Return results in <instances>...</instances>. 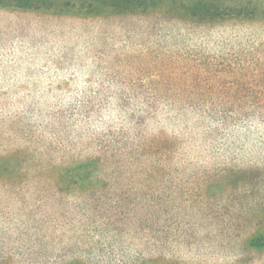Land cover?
I'll list each match as a JSON object with an SVG mask.
<instances>
[{"label": "rangeland", "instance_id": "374dc122", "mask_svg": "<svg viewBox=\"0 0 264 264\" xmlns=\"http://www.w3.org/2000/svg\"><path fill=\"white\" fill-rule=\"evenodd\" d=\"M209 2L230 9L211 22L0 9V155L88 157L126 119L146 139L94 199L45 185L54 197L36 203L33 187H0L5 264H264V0ZM152 198L149 224L107 232L104 202Z\"/></svg>", "mask_w": 264, "mask_h": 264}, {"label": "trees", "instance_id": "16d2710c", "mask_svg": "<svg viewBox=\"0 0 264 264\" xmlns=\"http://www.w3.org/2000/svg\"><path fill=\"white\" fill-rule=\"evenodd\" d=\"M231 1L229 0V2ZM217 8L218 6L212 8L209 0H0V9L2 10L47 13L60 16L72 15L79 18L159 14L173 18L190 19L201 15L197 19L198 21L211 22L217 15H225L224 12L230 9L226 7L223 9L221 7ZM220 9L223 13H220ZM212 10L211 19H207ZM117 102L118 112L121 115L124 114V117L127 114L129 116L130 113L126 112L123 98L117 99ZM132 112L134 115H140L144 111ZM126 122V127H123V129H120L121 132L117 133L120 134L119 136L108 131L101 137L94 139L95 151L92 155L72 159L69 162L57 163L54 161L52 154H50L51 156L41 155L35 152L30 153L27 150H16L0 155V187H33L37 196L36 203H46L45 199L54 197V195H47L38 190L45 185L55 187L58 192L62 193H71L74 189L83 190L85 197L91 199L102 196L97 189L118 185V182L122 181V177H117L116 172L119 173L135 157H140L146 146V139L132 137V132L137 131L140 126V124L137 125V120L126 119ZM160 141L163 145H156L155 147H162L161 153L166 155L169 141L165 139H160ZM153 162L155 163L156 160ZM162 166H164L163 163ZM109 168L118 170H107ZM152 170L155 171L156 169L152 168ZM146 200L140 203L130 200V202L126 201L124 203L125 200L122 199L108 203L104 202L110 213V215L104 217L105 223L103 225H105L107 232L110 231V227L114 222L121 219L120 223H122L127 217H139L144 220V223L149 224L153 217L147 216L146 213L151 211L152 208L153 210L149 215L153 214L154 211L158 216L161 211L156 198ZM93 213L97 215L98 211L95 209ZM98 226L102 228V224L99 223ZM156 261L145 260L142 263L148 264ZM5 263L6 257L3 253L0 257V264ZM64 264L82 263L74 257Z\"/></svg>", "mask_w": 264, "mask_h": 264}]
</instances>
